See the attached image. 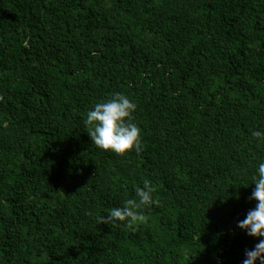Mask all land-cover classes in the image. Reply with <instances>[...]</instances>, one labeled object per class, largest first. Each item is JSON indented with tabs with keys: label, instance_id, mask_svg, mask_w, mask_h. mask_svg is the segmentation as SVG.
<instances>
[{
	"label": "trees",
	"instance_id": "1",
	"mask_svg": "<svg viewBox=\"0 0 264 264\" xmlns=\"http://www.w3.org/2000/svg\"><path fill=\"white\" fill-rule=\"evenodd\" d=\"M116 93L139 155L88 135ZM255 130L264 0H0V264H242ZM145 179L146 220L105 223Z\"/></svg>",
	"mask_w": 264,
	"mask_h": 264
},
{
	"label": "clouds",
	"instance_id": "2",
	"mask_svg": "<svg viewBox=\"0 0 264 264\" xmlns=\"http://www.w3.org/2000/svg\"><path fill=\"white\" fill-rule=\"evenodd\" d=\"M137 105L127 96L116 93L107 101L96 103L86 114L85 124L93 144L106 152L126 156L133 151L139 155L143 150L141 129L134 123ZM252 137L259 145H264V130H255ZM255 190L251 199L256 206L237 227L258 242L245 250L242 264H264V162H259L251 177ZM155 189L151 181L145 179L142 187H136L135 198H129L120 207L112 209L104 217L105 223L113 226L134 227L146 220L144 210L158 204L154 199Z\"/></svg>",
	"mask_w": 264,
	"mask_h": 264
}]
</instances>
